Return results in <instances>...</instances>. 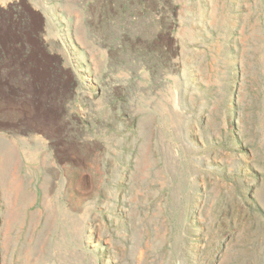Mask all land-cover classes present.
Masks as SVG:
<instances>
[{"label": "rangeland", "instance_id": "rangeland-1", "mask_svg": "<svg viewBox=\"0 0 264 264\" xmlns=\"http://www.w3.org/2000/svg\"><path fill=\"white\" fill-rule=\"evenodd\" d=\"M262 41L264 0H0V264H108L102 210L120 211L122 185L193 169L198 124L224 107L239 64L254 81ZM258 172L242 198L238 185L210 182L229 195L221 205L213 193V221L226 208L245 216L218 264L264 261ZM182 255L160 264H198Z\"/></svg>", "mask_w": 264, "mask_h": 264}, {"label": "trees", "instance_id": "trees-1", "mask_svg": "<svg viewBox=\"0 0 264 264\" xmlns=\"http://www.w3.org/2000/svg\"><path fill=\"white\" fill-rule=\"evenodd\" d=\"M261 45L264 49V41ZM263 62L264 56L258 61L254 81L247 82L248 67L239 64L241 71L234 86L224 90V107L214 109L198 124V144L205 143V148L196 154L197 159L193 158V169L162 167L159 172L167 178L164 183L146 189L119 187L120 211L111 215L105 208L100 215L102 262L140 264L147 256L150 263L160 264L170 262L176 249L186 263L192 256L198 264H218L215 258L231 255L227 254V246L243 233L240 230L245 216L226 208V213L221 211L213 221L208 213L210 202L215 203L219 196L216 203L222 205L229 195L226 190L216 193L211 183L238 185L237 195L242 198L244 188L261 179L258 168L264 166L259 159L261 145L264 147ZM179 154L183 161L191 158L183 152ZM156 172L151 171L153 175ZM136 190L142 195H136L135 202L123 199L124 194L134 196ZM257 219V224L264 225V212ZM232 263L248 264L243 257Z\"/></svg>", "mask_w": 264, "mask_h": 264}, {"label": "crops", "instance_id": "crops-1", "mask_svg": "<svg viewBox=\"0 0 264 264\" xmlns=\"http://www.w3.org/2000/svg\"><path fill=\"white\" fill-rule=\"evenodd\" d=\"M3 134H5V133H3L0 130V152L4 151L7 154L8 139L6 137V134L5 135H3ZM13 161H14V158H13ZM15 169H18V167L15 166Z\"/></svg>", "mask_w": 264, "mask_h": 264}, {"label": "bare ground", "instance_id": "bare-ground-1", "mask_svg": "<svg viewBox=\"0 0 264 264\" xmlns=\"http://www.w3.org/2000/svg\"><path fill=\"white\" fill-rule=\"evenodd\" d=\"M21 103V102H20ZM23 104V103H22ZM21 106V105H20ZM35 107V106H34ZM22 111L26 112L27 114H32L33 113V110H32V107H28L26 104L22 105L21 108H20ZM43 112V111H42ZM42 112H39L38 111V114Z\"/></svg>", "mask_w": 264, "mask_h": 264}]
</instances>
